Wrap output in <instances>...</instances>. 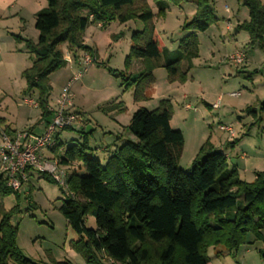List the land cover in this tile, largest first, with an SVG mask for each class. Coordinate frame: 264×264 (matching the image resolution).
<instances>
[{
	"label": "trees",
	"instance_id": "obj_1",
	"mask_svg": "<svg viewBox=\"0 0 264 264\" xmlns=\"http://www.w3.org/2000/svg\"><path fill=\"white\" fill-rule=\"evenodd\" d=\"M238 1L248 7L249 19L237 29L248 31L251 45L264 49L263 2ZM195 3L192 19L183 25L190 33L170 51L155 23V18L167 15L165 0H47L48 5L36 14L38 41L14 35L35 57L22 75L29 90H39L42 117L52 119L54 114L49 108V75L68 62L61 44L74 52L90 51L84 35L96 22H144L143 29L133 33L125 60L127 68L135 59L147 61L145 71L126 83L127 87L136 84L135 100L143 99L142 85L153 82L152 70L162 58L169 81H186L181 61L198 55L197 33L207 31L218 20L214 0ZM256 110L264 112V101L258 109L249 108ZM172 112L168 99H162L153 110L138 108L126 126L129 136L115 147L105 165L88 152L87 135L83 144H72L58 154L63 143L57 133L54 152L68 169L67 183L74 194L68 195L59 210L80 235L73 245L87 264H209L210 248L232 252L257 240L262 242L258 252L264 259V171H258L251 182L242 180L237 168H230L226 152L208 142L201 146L193 168L184 170L179 161L184 133L172 127ZM4 132L15 134L9 127ZM38 173L57 183L50 174ZM9 193L19 196L0 173V194ZM14 212L16 209L0 211V264H39L17 244L18 226L10 221ZM87 216L95 218V228L86 226ZM250 235L255 237L253 242Z\"/></svg>",
	"mask_w": 264,
	"mask_h": 264
},
{
	"label": "rangeland",
	"instance_id": "obj_2",
	"mask_svg": "<svg viewBox=\"0 0 264 264\" xmlns=\"http://www.w3.org/2000/svg\"><path fill=\"white\" fill-rule=\"evenodd\" d=\"M165 1L169 4L167 15L165 18H155V23L166 48L172 51L190 33L183 25L192 19L196 3L195 0L179 3ZM261 1L264 4V0ZM151 4L157 11L156 6ZM212 7L218 17L217 22L207 31L197 33L198 55L185 57L181 61L182 69L187 72V80L169 81L162 58L152 70L153 82L142 85L141 100L134 97L136 84L127 87L126 83L131 76L135 78L145 71L147 61L135 59L127 68L125 60L130 52L132 35L143 29L144 22L140 19L126 22L113 20L102 28L97 26L98 22L91 24L85 31L84 39L90 44L93 63L83 71L84 66L67 62L49 75L50 97H55L75 73L83 71L82 77L72 86L73 102L82 112L78 113L71 129L60 131L64 148L83 144L87 135L88 152L105 165L114 152V143L122 145L129 136L126 127H123L119 135L124 139L122 141L118 137L120 139L117 140V115H113V112L120 110V104L123 110L119 112L123 115L118 119L128 125L138 107L153 110L162 99H168L173 111L171 125L184 133V147L179 159L184 170L193 168L198 136L203 144L208 142V146L215 143L225 145L227 153L235 159L232 162L228 158L229 166L237 168L242 180L251 182L258 171H264V112L249 111L250 107L258 109L260 102L264 101V49L251 45L248 31L237 29L238 24L249 19L247 6L238 0H214ZM226 7L230 12L226 11ZM228 18L232 23L231 29L227 28ZM60 47L65 54L74 55L66 43ZM237 50L246 53L245 61L239 65L229 59ZM109 67L116 73H111ZM5 87L9 95L0 108V115L6 111L7 105H10V110L15 104L27 106L24 103L26 98L38 102L39 90H29L23 75H16ZM232 93L239 95L233 96ZM183 94L188 97L183 98ZM40 110L36 109L35 114ZM88 126L90 132H87ZM221 126H231L234 135ZM230 135L236 136L230 138ZM18 193L19 196L16 193L0 194V211L16 209L10 221L18 226L17 244L22 252L39 264L63 261L87 264L85 257L73 245L80 235L59 210L63 201L69 199L66 189L33 172ZM85 224L95 228V218L87 216ZM254 238L253 235L249 236L251 242ZM261 246L262 242L257 240L232 252H220L221 248L212 247L208 252L209 264H264L258 252Z\"/></svg>",
	"mask_w": 264,
	"mask_h": 264
},
{
	"label": "crops",
	"instance_id": "obj_3",
	"mask_svg": "<svg viewBox=\"0 0 264 264\" xmlns=\"http://www.w3.org/2000/svg\"><path fill=\"white\" fill-rule=\"evenodd\" d=\"M47 5V0H0V108H2V105L4 104L9 95L5 84L10 82L12 78H14L16 75H22L23 71L26 68L30 67L35 60V57L33 58L31 53L27 50L25 43L18 42L15 39L14 35H21L24 38H29L34 42H37L39 39V31L35 27L36 14L41 9L45 8ZM226 11L230 12V9L226 7ZM227 20V28L231 29L232 23L230 21V18H228ZM97 26L102 28L104 25L102 24V26H100L98 23ZM85 43L90 46L86 38ZM84 53H90L92 55L91 50L76 51L73 53L74 57L69 55L72 59L70 64L73 63V65L76 64L82 67V56L84 55ZM65 55H68V53ZM92 57H94V55H92ZM139 60L141 61L142 59ZM57 96L58 94L55 95V97H50L49 108L52 109V107H54ZM187 97V94H183V98ZM9 106L10 105H7L6 111L2 115H0V140L5 127H9L10 129L14 130L15 133L21 130L29 129V131L35 134H41L45 131L46 125L51 119V117L47 119L43 118L41 110L39 113L35 114L36 109L40 108L39 104L36 107L31 106L29 104H27V106L15 104L14 108H12L11 110L9 109ZM75 106L76 105L74 104V110L77 113H81L82 111L79 108H76ZM120 106L121 107L119 111L123 110V105L120 104ZM213 106L214 104L212 105V107ZM119 111L113 112V115H117V117H115L116 119L114 118L117 122L115 124L117 129V140L119 141V139L122 138L121 140L123 141L124 138L119 135V130L123 129V127H126L127 124H123L118 119L121 117V115H123V113ZM229 137L233 138L231 135ZM198 138L199 137L197 136L195 149L197 150L196 155L201 145L203 144V142L200 141ZM116 146H118V144L114 143L113 151L115 150ZM213 147L216 149L224 150L228 158L232 162H234V156L227 153L225 145L222 144L220 146L215 143ZM64 151L65 148L63 146V148L58 152V154H61L62 152L64 153ZM242 157L243 156H240L239 158Z\"/></svg>",
	"mask_w": 264,
	"mask_h": 264
},
{
	"label": "built area",
	"instance_id": "obj_4",
	"mask_svg": "<svg viewBox=\"0 0 264 264\" xmlns=\"http://www.w3.org/2000/svg\"><path fill=\"white\" fill-rule=\"evenodd\" d=\"M228 10V9H227ZM102 26V23H99ZM68 62L72 59L65 56ZM229 59L239 65L246 59V53L240 50L233 52ZM93 62V57L89 53L82 56L83 71ZM83 71L75 73L71 80L62 88L57 96L55 105L52 107L53 117L47 123L45 131L35 134L29 130H22L10 135L2 132L0 140V172L7 178V185L15 191H19L23 183L29 178V172L48 173L52 178L66 189L67 194L74 196L68 187V169L59 162L55 154L58 146L57 133L62 129L73 127L79 114L74 110L73 83L82 77ZM238 96L239 93H232ZM25 103L37 106L38 102L33 98H26ZM234 135L231 126H221Z\"/></svg>",
	"mask_w": 264,
	"mask_h": 264
},
{
	"label": "water",
	"instance_id": "obj_5",
	"mask_svg": "<svg viewBox=\"0 0 264 264\" xmlns=\"http://www.w3.org/2000/svg\"><path fill=\"white\" fill-rule=\"evenodd\" d=\"M90 130H91V128H90V126H88V128H87V132H90Z\"/></svg>",
	"mask_w": 264,
	"mask_h": 264
}]
</instances>
